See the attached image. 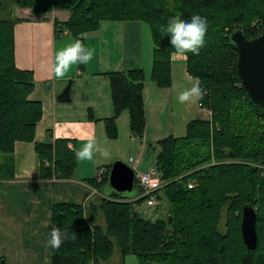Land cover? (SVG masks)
<instances>
[{
  "label": "trees",
  "instance_id": "16d2710c",
  "mask_svg": "<svg viewBox=\"0 0 264 264\" xmlns=\"http://www.w3.org/2000/svg\"><path fill=\"white\" fill-rule=\"evenodd\" d=\"M15 5L37 14L66 10L67 19L53 24L65 27L74 41L103 19L146 23L153 43L150 79L159 87L169 85V55L174 52L161 26L177 12L184 20L200 15L208 25L205 46L199 55H187L185 69L206 90L198 104L209 111V119H190L182 136L157 141L155 168L162 180L164 216L149 220L133 209V202L144 200L135 180L133 194L106 193V169L99 182L89 180L99 193L92 200L52 204L50 232L59 227L70 238L59 249L50 247V264H102L114 246L121 260L132 254L137 264H264V110L238 79L236 51L228 37L237 28L245 38L264 31V0H15ZM254 19L260 21L257 32ZM18 20H0V153L8 155L14 141L32 140L40 117L39 103L27 99L31 72L13 61L12 27ZM108 83L114 114L126 109L130 132L139 135L144 126L141 71L110 73ZM112 122L113 117L105 121L108 136ZM65 144L34 143L40 175L70 176L75 157ZM244 205L255 213L251 250L240 236ZM222 209L223 232L216 227ZM97 217L101 224L95 223Z\"/></svg>",
  "mask_w": 264,
  "mask_h": 264
},
{
  "label": "crops",
  "instance_id": "0c3cea01",
  "mask_svg": "<svg viewBox=\"0 0 264 264\" xmlns=\"http://www.w3.org/2000/svg\"><path fill=\"white\" fill-rule=\"evenodd\" d=\"M67 16L68 13L61 10L37 14L29 8L16 6L15 0H0V20L19 19L12 27L13 61L17 68L31 72L33 84L27 99L40 105V117L34 123L32 140H16L10 155L0 153V231L3 240L0 244L7 251L9 262L15 264H45V260L50 264L48 240L53 203L84 205L85 201L99 195L89 182L101 180L103 175L98 178L95 174L98 169H103L105 173L114 160L122 161L134 172L155 167L159 150L157 141L166 136L178 137L171 132L147 140L148 120L162 113V103H157L147 112L156 102L150 92L153 43L149 30L147 36L142 26L146 23L129 19L100 20L94 30L81 34L85 47L94 50L92 61L88 65H74L64 77L56 78L52 72L55 54L74 39L62 25L54 26L53 20L62 22ZM172 66L181 67L183 83L193 85L192 77L185 69V57H176L171 53L170 77ZM129 70L147 73L141 90L145 120L139 135L130 132L126 109L114 114L110 97L109 74H125ZM153 84L154 90L163 97L171 85V78L170 85L166 87ZM195 105L192 116L184 119V129L190 119H209V111L198 102ZM112 117L113 134L108 136L105 121ZM118 121L121 136L126 132L130 141L139 142L140 158L128 156L127 161H123L116 157L108 137L114 136L115 126L118 132ZM90 137L95 138L98 146L110 150L109 157L104 158L97 153L92 161L77 160L75 151ZM49 140H64L66 147L73 152L75 166L69 177L54 178L52 174H39L34 143ZM143 156H152L153 161L143 159ZM43 163L50 165V160H43ZM103 188L108 194L112 192L107 184ZM95 223L101 224L102 218L97 217ZM1 256L2 253L0 259ZM0 264L4 263L0 261Z\"/></svg>",
  "mask_w": 264,
  "mask_h": 264
},
{
  "label": "rangeland",
  "instance_id": "374dc122",
  "mask_svg": "<svg viewBox=\"0 0 264 264\" xmlns=\"http://www.w3.org/2000/svg\"><path fill=\"white\" fill-rule=\"evenodd\" d=\"M61 9H56L52 8L48 13L46 14H51V12H56ZM61 11H66V10H61ZM67 12V11H66ZM68 13V12H67ZM253 24L254 30L257 32L259 31L260 28V21L259 20H252L251 21ZM143 28H145V34L148 36V31L147 26L144 24L142 25ZM82 37H80V40L82 41ZM142 73V81L143 79H146V72L141 71ZM170 78H171V85H170ZM184 77H182V68L180 67H171V77H170V71H169V85L170 87L166 89V95L163 97L161 94L156 92L154 90V82L152 85H150V92L152 93V99L156 103L151 104V108L147 110V112L151 111V109L154 108V106L157 103H162L160 110H162V113L157 114L158 116L156 118L149 119L148 122L150 126L147 129V140H151L156 136L159 135H167L172 132L173 135L180 136L185 132L184 129V119H189V117L192 116V113L195 108V104L193 103H185L181 104L178 102V95L176 94L177 91L179 93L183 91L185 88H190L191 85L187 83H183ZM192 77L191 81L193 84H196L197 82L195 81ZM170 90V91H169ZM163 98V100H160ZM150 114V113H149ZM150 115L148 116V118ZM120 122L121 119H119ZM145 120V119H144ZM117 127H118V132L116 131V126H115V134L112 137H108L109 139V144L112 146V149L115 151L116 157H118L121 160L127 161V157L130 156L132 158H135L138 156V153L140 151V144L139 142L136 141H130L128 138V133L125 132V135L122 137L120 134V123L119 121L116 122ZM182 136V135H181ZM140 158V155L138 156ZM146 158L149 161L152 160V156L149 157H144L143 159ZM153 165V162H150ZM155 168V167H154ZM139 170V168H136ZM96 174V173H95ZM129 194V193H128ZM132 194V193H130ZM156 196H160L161 198L158 199V202L156 205L153 207H148L145 205V203L139 202V203H132L133 209L137 211V213L142 216L143 218H148L149 220H153L154 217H162L165 214L166 211V203L164 200L163 195L161 194L160 188L156 191ZM157 198V197H156ZM224 218H225V210H221L220 217L218 219L216 227L219 229V231L223 232L225 227H224ZM0 241L3 242L2 240V232L0 231ZM0 242V243H1ZM0 253H2L3 256H1L0 261L4 264H15L13 262H9L10 257L7 254V251L4 249V246L0 244ZM136 259L134 255L132 254H127L123 256L122 260L120 258V255L117 251V248L114 246L113 251L111 256L102 264H137ZM26 264V263H25ZM152 264V263H150Z\"/></svg>",
  "mask_w": 264,
  "mask_h": 264
},
{
  "label": "clouds",
  "instance_id": "9594fccd",
  "mask_svg": "<svg viewBox=\"0 0 264 264\" xmlns=\"http://www.w3.org/2000/svg\"><path fill=\"white\" fill-rule=\"evenodd\" d=\"M182 14L177 12L170 18L166 25L161 26V33L170 37V45L174 49L172 53L176 57H187L190 53L194 56L199 55L200 50L205 46V35L207 32V20L194 14L190 20L181 18ZM94 57V50L85 47L80 39L60 49L55 54V61L52 72L56 78L64 77L74 65H88ZM206 95V90L193 84L190 88H185L177 97L178 102L197 103L202 101ZM107 158L110 150L107 147L98 146L94 137H90L82 147L75 151L78 161H92L96 154ZM48 245L54 249H59L61 244L69 239L66 231L59 227H52L49 233ZM45 264L48 261L45 260Z\"/></svg>",
  "mask_w": 264,
  "mask_h": 264
},
{
  "label": "water",
  "instance_id": "95a60500",
  "mask_svg": "<svg viewBox=\"0 0 264 264\" xmlns=\"http://www.w3.org/2000/svg\"><path fill=\"white\" fill-rule=\"evenodd\" d=\"M229 40L235 47V70L250 99L264 110V31L245 38L240 29L232 30ZM107 186L115 193H134V171L120 160L111 162L107 171ZM129 193V194H128ZM255 213L249 205L241 210L239 229L243 244L251 250L256 244Z\"/></svg>",
  "mask_w": 264,
  "mask_h": 264
},
{
  "label": "built area",
  "instance_id": "2783aa9c",
  "mask_svg": "<svg viewBox=\"0 0 264 264\" xmlns=\"http://www.w3.org/2000/svg\"><path fill=\"white\" fill-rule=\"evenodd\" d=\"M103 169L96 171V177L100 178L103 175ZM134 180L137 187L140 189V194L144 196L143 202L148 207H153L158 202L156 191L161 187L162 180L160 173L156 168L150 167L145 170L134 172ZM191 182L187 183V187H191Z\"/></svg>",
  "mask_w": 264,
  "mask_h": 264
}]
</instances>
